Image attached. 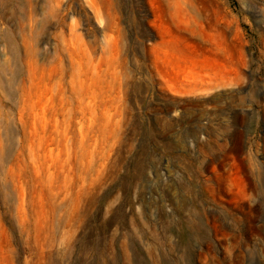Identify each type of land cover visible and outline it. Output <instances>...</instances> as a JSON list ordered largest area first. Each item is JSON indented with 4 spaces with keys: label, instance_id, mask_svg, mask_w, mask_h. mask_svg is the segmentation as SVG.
<instances>
[{
    "label": "rangeland",
    "instance_id": "374dc122",
    "mask_svg": "<svg viewBox=\"0 0 264 264\" xmlns=\"http://www.w3.org/2000/svg\"><path fill=\"white\" fill-rule=\"evenodd\" d=\"M0 264H264V0H0Z\"/></svg>",
    "mask_w": 264,
    "mask_h": 264
},
{
    "label": "crops",
    "instance_id": "0c3cea01",
    "mask_svg": "<svg viewBox=\"0 0 264 264\" xmlns=\"http://www.w3.org/2000/svg\"><path fill=\"white\" fill-rule=\"evenodd\" d=\"M205 66V62H204V60H203V62H202V67H204Z\"/></svg>",
    "mask_w": 264,
    "mask_h": 264
}]
</instances>
